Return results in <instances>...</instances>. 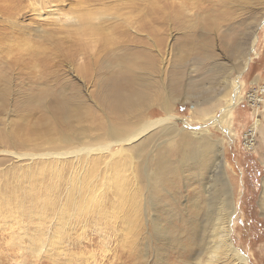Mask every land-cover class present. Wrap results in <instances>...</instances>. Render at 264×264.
<instances>
[{"label":"rangeland","instance_id":"374dc122","mask_svg":"<svg viewBox=\"0 0 264 264\" xmlns=\"http://www.w3.org/2000/svg\"><path fill=\"white\" fill-rule=\"evenodd\" d=\"M181 1L0 0V197L11 192L8 213L29 210L21 186L52 188V213L73 201L78 177L89 189L118 182L116 166L127 179L123 198L131 193L138 205L108 187L102 213L77 216L45 246L13 241L0 224V264H208L220 218L232 215L234 246L248 264H264V0ZM87 14L143 21L156 34L129 30L125 40L124 22L105 19L107 32L89 42L76 28ZM224 92L244 100L233 108ZM167 117L125 147L140 156L133 171L121 146L120 163L107 165V153L77 163L79 150L107 143L110 127L128 133ZM198 131L220 150L211 167L191 156L185 163ZM160 165L166 170L151 186ZM42 224L48 237L56 233ZM16 226L43 237L26 217Z\"/></svg>","mask_w":264,"mask_h":264},{"label":"bare ground","instance_id":"6f19581e","mask_svg":"<svg viewBox=\"0 0 264 264\" xmlns=\"http://www.w3.org/2000/svg\"><path fill=\"white\" fill-rule=\"evenodd\" d=\"M196 3H198V1H196V0H182L181 1V4H182V6H184V8H186L189 5L191 7L192 6L194 7L196 5ZM69 19H71V18H69ZM105 19L106 20H109V19L115 20L116 19L118 26L121 25V24H118V21L124 22L125 25L121 27L122 28L121 33H122V36L124 37L125 40L130 39V36L127 35V31H129V30H131V32L139 34L140 32H144L145 30L150 29V27L145 22L144 23H142L143 21L138 22V24L135 23V25H134V22L131 21L127 17L124 18L123 20H120V16L118 17L117 15H116V17L109 16V15L104 16V17H97V16L87 14L86 16L78 18L77 21L75 20L77 23L76 28L78 30V35L80 37H83V38H88L89 42L91 40H94V42L96 40H99V37L105 31L107 32L106 29H103L102 24L99 23L102 21H106ZM36 31L39 34H46L42 28H38V29H36ZM150 32L156 34V31L153 29L152 30L150 29ZM86 45L87 44H85V45L81 44V48H80L81 51H84L85 53H87V51H88V49L86 48ZM250 60H252V57H250ZM242 85H243V83L242 84L240 83L239 87H241ZM262 92L264 93V91H262ZM230 95H231L230 92H226L223 96V99H226L228 101L227 102L228 105L229 106L232 105L233 108H235L239 103H241L242 100H244V97H242V94H235L232 98H230ZM252 98H253V96H252ZM253 100H255V98H253ZM219 102H222V101H219ZM212 113H214V112H212ZM230 113H232V110H228L227 108L224 109L223 118H228ZM200 114L203 116L210 115V114H208L207 110H205V109H204V111H201ZM167 121H170L169 117L154 121L153 123H151L149 125L141 126L140 128H138L132 132H128V133H125L116 127H110L107 130V135H106V139H105L107 141V143L100 146L97 149H86L83 151L79 150V153L76 154V157L79 160L77 163H85L87 165L90 163V161L92 159H94V156L103 155V154L107 153L109 155L107 165H110L111 163H114L116 158H117V154L114 153V147L121 146V150H122L121 153H124V155L128 158V159L124 160L125 161L124 163H130V166H131L132 171H133V168L135 167L134 163H136V159L138 160L140 158V156L136 157V159H135V157L131 153H129L128 149H126L125 147L130 146V145L134 144L135 142L139 141L140 138L144 134L156 129L157 127H159L165 123H167ZM218 124H219V120L213 119L212 126H215ZM256 126H257V123L255 124V127ZM205 133L206 132L198 131L197 133L193 134V136H192L193 141L190 142L189 146L187 147V150H185L186 151L185 154L188 155V157H184V158H186L185 163H191V160L187 159L190 156L194 160L204 161V163L200 164V165H203V167H211L217 161H219L218 160L219 155H216L214 157V163H213V161H212V163H209L211 160L210 159V156L212 155L211 153H213V152L218 153V152H220V150H217L216 146L206 138ZM141 154L142 153H140L139 155H141ZM23 157H26V156H23ZM31 157L34 158V157H40V156L31 155ZM115 163L117 164L120 162L117 161ZM158 164H159V162L156 165H158ZM116 168H117L116 172L118 174V176H117L118 182H114V179L111 178L110 180H108V183L106 186L107 189L105 187L100 189V187H95V186L91 187V189H89V188L85 187L86 185H84V183L82 182V179L80 177H78L76 180L78 185L76 183V186H72V188H70V194L75 195L73 198V201H69L66 206L63 205L62 207H60V209H57V207H55L52 204V206L55 207L54 208L55 210L52 211V213H50V211H49V205L51 202V197L53 196V190L50 187L41 186V185L40 186L26 185L23 188L21 186L20 188L23 191H25V194L28 195L30 200H31L30 205H29V210L23 211L21 216H19L18 213L14 214V212L8 213V208H9L10 203H11L12 194L10 191L6 192L3 194L2 197H0V205L3 207V208H0V224H2L5 227L9 226V228L13 232V235L11 237L13 241L24 242L25 240L27 241L26 238H28L31 245L32 244H34V245L39 244L41 246L42 245L45 246L44 245L46 243L45 240H48L49 242H51V241H55L56 239H59L63 235V233H62V235H60V230L61 229L64 230L66 228V227H64V225L68 226L70 224V222L72 220H74L77 216H81V217L87 216L88 214L93 212L96 208H99L100 212L102 213L104 211L102 207H103L104 202H105L106 190H109L111 188H115L117 190L118 195L120 197H122L121 199H122L123 203L126 202L127 204L130 205L131 208L137 207L138 205L135 201L132 202L131 200L128 199L130 197L131 193L128 194L127 199L123 198L124 193L126 191L125 188L127 186V182H126L127 179H125V177L123 176L122 167L116 166ZM123 168L126 169L125 166ZM165 170L166 169L162 165H160L158 167L155 174H153L151 177L152 182L155 183L154 185L151 183V186L156 185V182L163 176V173L165 172ZM53 174L57 178H59L61 176V168H59V167L54 168ZM225 181L227 183V179ZM108 187H109V189H108ZM226 187L227 186L225 184H223L222 188H223V191L225 193H226ZM222 188H221V190H222ZM69 207L72 210L71 214L65 212L66 208H69ZM37 209L41 210V213H38V215H37L38 219L40 221L38 224L33 222V213ZM57 210H59L58 215H57ZM51 214L54 216L53 220H52ZM231 214H232V212H231ZM24 217H26L27 220L29 221V225L30 224L35 225L36 228H38L39 231L42 232V236H43L42 238H39L36 234L32 235V236L29 235L24 226H20L19 228H17L16 225H21V222L23 221ZM230 218H231V220H230ZM232 219L234 220L233 215L229 216V217L226 216V219H224V217L220 218L218 237H217V240L215 241L213 249L210 251L209 259L207 261L208 264H248V258L245 255L241 254L233 244L232 227H231L232 226ZM49 220H52V221L49 222ZM43 222L49 224L48 225L49 229L52 227H56L57 231L53 236L48 237V231L47 232L44 231L45 225L42 224ZM17 229H19V231L22 232V235L21 234L16 235L15 231ZM44 238H46V239H44ZM219 260H222V261L219 262Z\"/></svg>","mask_w":264,"mask_h":264},{"label":"built area","instance_id":"2783aa9c","mask_svg":"<svg viewBox=\"0 0 264 264\" xmlns=\"http://www.w3.org/2000/svg\"><path fill=\"white\" fill-rule=\"evenodd\" d=\"M249 135V134H248ZM249 141H252V143H253V139H252V137L249 139Z\"/></svg>","mask_w":264,"mask_h":264}]
</instances>
